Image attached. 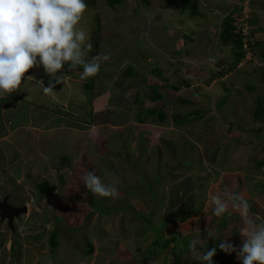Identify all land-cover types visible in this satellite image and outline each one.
<instances>
[{"label": "rangeland", "instance_id": "374dc122", "mask_svg": "<svg viewBox=\"0 0 264 264\" xmlns=\"http://www.w3.org/2000/svg\"><path fill=\"white\" fill-rule=\"evenodd\" d=\"M253 3L257 4L253 5ZM96 11L99 20L101 19L105 42L117 44L112 47H103L101 54L112 51V53H109L110 56L126 60V64L120 66L112 62L110 66H105L101 63L97 81L98 85L103 86V89H99L100 96L96 100L93 98V91L85 90V84L83 83L85 80L80 79L81 72L73 73L72 70L69 72L63 68L62 72L66 75L65 82L55 86V95H48L53 98L47 96L48 101L52 100L54 102L52 109L55 107L56 110V105L59 106V109H63L64 104L68 105L67 108L64 106V112L75 120L74 124L78 123L80 122L79 118L77 120L74 116L91 114V108L99 107L96 103L101 102L105 105L114 103L113 99L109 97L113 92L107 94L109 91H105V85L111 84L112 88L128 78L130 79L128 84H130L133 79V81L142 79L143 73L148 83L159 87V92L167 97V103L164 100L152 101L149 98L150 93L146 89L142 91V95L140 94L139 97V100L143 102L142 108L141 103L136 104V97L134 96L140 91L141 86L131 91V93L122 94V99L126 101L125 105L128 104L129 108L132 105L129 112L132 124L122 130L121 128L116 130L117 132L113 133V136L116 137L113 143L118 147L117 150H120L122 146L120 139L123 140L127 132V137L130 136V139H127L128 142H124V144L126 147H130L131 154L140 150L138 147L142 145L140 139L143 138L150 140L145 153L151 155L154 151H158L160 154L156 153L152 157L159 159L160 157L164 158L167 153L180 152V149L184 147H180V145H184V142L188 141L189 145H193L196 152L201 155L197 154L194 149L195 154L192 153L194 160L199 162L202 157V171L193 169L185 172L186 170H183L182 166L176 165L173 157H170L165 159L168 163L163 166L164 172L169 174L174 184L182 179V174L186 173L198 184L207 185L205 194L199 193V190L196 196V204L201 207L202 211L187 220L179 218L175 225L171 223L165 230L163 229L164 235L168 239L172 238L173 232L182 234L184 237H179L177 233L175 235L177 242L181 244H172L170 249H157L156 258L150 264H202V262L193 259L188 248L190 240L200 238L207 241L209 249H216L213 264H242L237 256L234 257L235 252L229 255L219 248V244L223 239L230 237L229 243L239 249L241 245L236 241V238H238L242 243L239 230H237L235 238V236L231 237L226 234L228 231L231 232L230 229L227 231L222 227L224 229L221 231V228H219L213 235L215 239L208 237L207 230L211 231L212 227H217L216 222L211 221L214 217L210 203L212 194L223 195V189L227 186L230 191L238 193L240 191V194L248 199L249 194H252V190L256 189L257 183L264 182V175L258 176L264 170V168L258 167L260 161L264 160V116L261 120H257L255 117V111L259 105L258 99L262 101L264 108V0H128L117 10H111L110 7L99 2ZM94 15L93 11L87 10L83 21V26L90 36L91 31L96 28L97 24ZM228 17H234L233 25L243 32L245 36L244 43L246 44L244 48L245 56L232 71L229 69L232 64L231 61L236 58V55L231 46L224 47L219 41L221 29L225 26L224 21ZM252 20L253 22H250ZM249 40L252 43H258L259 46L251 47ZM135 44H141L142 48L138 46L134 50ZM104 67L120 69L121 73L118 76H113V79H116L115 82L106 83L109 82L106 80L99 83L107 78L102 73ZM30 72V75L35 79L34 81L28 80V84H37V82L43 81L45 87L49 86V77L45 74L43 67L34 68ZM38 75L43 76V78L38 79ZM28 84L26 81L23 82L20 96H22L24 102L37 104L40 95H38V92L31 93L29 90L27 91L25 87ZM64 84L66 90L59 95L60 90L57 89H60V86ZM40 92H43L41 88ZM60 103H63V105ZM155 106L167 115V120L161 122L152 116H147L144 123H138V115L141 111ZM116 107L120 109L119 106ZM82 108L84 109L82 110ZM107 112L108 110L105 109L101 113L107 114ZM197 112H200V116L195 115L189 118L187 122L179 124V120ZM22 113L27 115V112L23 109ZM81 115L80 119H82ZM116 117L117 115L114 116V121L118 120ZM82 120L88 121V118ZM87 124L84 123V125ZM92 130V138L93 141H97L99 155H105L107 153L104 144L105 136L99 127H94ZM120 134H122L121 138ZM129 143L131 144L129 145ZM82 160L84 161L81 162V165L79 167L77 165L78 169H88V166H85L87 164L90 166V162L86 158ZM152 160H148L139 171L153 175L155 172L153 162L155 160L153 162ZM90 169L99 173V167L96 164L90 166ZM217 172H220V174L218 175ZM105 173L106 175L111 173L117 177V173L112 171L107 173L106 169ZM125 173L127 177L119 178V186H123L127 181L126 179H136V174L132 173L131 169L130 172ZM247 173L251 174L247 175ZM243 174L246 176L245 178ZM82 175L83 171L80 174L70 175L66 179L69 185L67 187L69 193L63 195V198L60 192L56 195L51 194L53 196L50 201L53 204L47 205L53 208L50 212L47 209L45 210L46 215H48L45 217L46 220H52L53 223L52 216H55L56 211L64 213L65 216L72 213L74 215L75 212L78 219L90 215V218L84 219L85 223L91 221L89 224L92 225V220L97 218L98 222L95 225L102 223L110 237L119 233L120 225L125 224L127 239L124 241L123 245L125 246L123 248L134 249V246H138L141 249L147 247L153 234L150 232L148 234L149 238L145 240L142 237L144 227L133 229L135 224L138 223L133 222L135 219H132L131 214L128 212L131 207L134 211H139L135 199L127 201L125 197L128 194L120 190L115 199L104 198L100 201L102 198L88 193L83 184ZM249 176L252 177L251 183L245 182ZM108 179L109 176L105 182ZM35 185L36 183L31 185L30 190L27 191L28 193L17 194L14 203L29 205L32 208L29 219H34L33 215L37 217L36 231L39 227H42V230H38V232L48 231V234L51 235L54 225H50L49 229H47V226H38L42 223L41 218L44 214L42 215L40 212L36 214L34 211L41 208L40 203H42L44 197L40 196L37 190L38 186ZM165 188L168 191L167 184ZM165 190L161 188L157 191V197L164 196ZM259 192L262 196V192ZM70 197L77 198L80 201V208L74 210V212L70 210L67 212L68 214H65L60 205H63V207H65L64 203L72 205L69 200ZM40 198L42 199L40 200ZM60 200L61 202H59ZM167 200L165 199L163 202L165 207H168L170 202ZM257 201L259 206L262 207V211H264V198ZM88 203L93 206L94 210L87 205ZM114 205L124 209L123 212H120L119 215L102 216L95 211L96 207ZM170 213H172V210L166 208V211L161 212L160 216L169 218ZM231 213L233 215L226 214L220 217V221L230 222V219L235 222L239 221L241 227L242 222L238 213L235 211H231ZM254 218L257 222L264 221L256 216ZM158 222L156 220L154 225L158 226ZM20 224L22 225V227L20 225L21 232L17 235L22 231L30 233V231L34 232L35 230L32 223L31 227L23 221ZM225 224L227 225V222ZM208 226L209 228H207ZM204 237L207 238L204 239ZM115 239H118V241L114 244V248L122 244L120 238ZM29 244L35 247L34 243ZM45 245L50 250L52 249L50 242L45 243ZM173 248L176 254L180 253L178 261L174 260ZM199 250L204 251L203 248ZM182 251L187 253H183L184 256H181ZM38 252L35 250L33 252V263L38 262L40 259L35 257L36 253L39 255ZM21 258L26 259L25 256ZM21 258L18 260V264L23 261ZM27 259L30 263V257L27 256ZM14 262L11 260L10 264H14Z\"/></svg>", "mask_w": 264, "mask_h": 264}, {"label": "crops", "instance_id": "0c3cea01", "mask_svg": "<svg viewBox=\"0 0 264 264\" xmlns=\"http://www.w3.org/2000/svg\"><path fill=\"white\" fill-rule=\"evenodd\" d=\"M102 34V48L117 45L115 43H106L104 39L105 35L103 32ZM138 46L142 48L141 44H135L134 50H136ZM109 53H112V51H106L105 54L110 56ZM125 61L126 60L110 56L109 61L101 63L102 65L104 64L105 66H110L113 62L123 66L126 64ZM119 70L120 69H113L112 67H104L102 73L109 79L106 78L105 80H101L102 82L99 83H103L106 80L109 81L106 83L115 82L116 79H113V76H118V74L121 73ZM72 72L80 73V71L77 70H72ZM30 73V71L26 73V76H31ZM41 78H43V76L38 75V79ZM133 80H131L133 83L129 84L130 88L126 89L125 87H128L130 79L128 78L126 81L122 80L121 82L123 83L124 88L121 89V91L123 94L128 92L131 93V91L141 86L140 91L134 96L136 97L139 94L142 95V91L145 90L146 85L143 82L137 83L140 79L138 81ZM26 82L28 84V81ZM83 83L85 84L86 82L84 81ZM31 84L32 83H29L25 88L31 93L38 92V95L40 96L37 104L23 101L22 96H20V91L23 88V82L20 91L5 96L4 98H0V201H2L7 195H11V199L9 201L11 202L12 200L11 203L16 207H22L24 205L14 203L16 195H22V192L28 193L27 191L30 190L32 184L36 183L35 186H38V184L44 182L45 180H49L51 185L55 187V191L53 193L56 195L60 192V195H62L63 198V195L69 193L67 190L69 185L66 179L75 173L80 174L81 171H83V175L86 171H92L90 166L92 167L95 164L99 167V173H96L97 171H95V173L97 175L99 174L103 180L108 178V175L105 173V169L107 173L109 171L117 173L118 179L127 177L125 172L128 173L130 169L124 166L122 156L116 154L118 147L113 143L116 139V137H113V133L117 132L116 130L120 128L122 130L131 126L132 120H126L128 119L127 116L129 115L132 105H130L129 108V105H125L126 101L121 97V100L116 103H109L106 105L101 102L96 103L99 105L100 110L97 109L98 107L91 108L94 114L101 113L105 109L109 111L117 110L119 113L121 112L120 114L123 119L120 124L115 123L114 126L112 125L113 122L103 126L84 125V123H88L90 120L88 116L84 114L74 116L77 120L79 118L81 122L74 124L75 120L71 119L66 115L67 113L64 112V106L67 108L68 105L64 104L62 107L63 109H59V106L56 105V110L55 107L52 109V104H54V102H52V100L48 101V98L53 97L45 95L43 92L41 93V87L39 85L32 84L35 86L33 87ZM95 87V91H97V89L99 91V89H102L103 86L98 85L97 81ZM57 90H60L59 95L63 94V91L66 90L65 84L61 85L60 89ZM98 96V94L93 95L95 100L99 98ZM60 104L63 105V103ZM116 106H119L120 109H117ZM22 109L27 112V115L22 113ZM80 115L82 119L87 117L88 121L80 119ZM94 127H99L101 129L100 131L106 138L104 144L107 153H105V155H99L97 141H93L92 128ZM121 137L122 134H120V138ZM127 139L128 137L126 132L125 138L123 140L120 139V144L123 145L124 142H128ZM149 142L150 140H148V143ZM130 144L131 143H129V145ZM84 158L90 162V166L87 164L85 167L88 166V169L80 170L78 167L81 165V162L84 161L82 160ZM217 174L219 175L220 172H217ZM263 175L264 170L263 173H260L258 176L261 177ZM243 177L245 178L246 176L244 175ZM245 182L251 183L249 179ZM87 191L89 194L91 193V191ZM118 193H120V190H118ZM262 194L263 195L261 196L257 189L252 190V194H249V198L246 200L251 205L252 210L250 209V214L252 217L254 218L256 216L264 220V211H262L263 209H261L262 207L259 206L257 201L264 198V190L262 191ZM52 196L46 197L42 203H40L41 208L34 211V213L37 214L40 212L42 215L44 214V216L41 215L43 217L41 218L42 223L39 221L40 224L38 226H47V229H49L50 225H54L52 234L55 230H57V247H51L52 249L50 250L49 247L45 245V243L50 242L52 234L49 235L48 231L42 233L38 232V230H42V227H39L36 231L37 217L36 215H33L34 219H29L32 208L25 204L28 207V213L21 215L18 219H16L14 223V231L10 229L7 221H2L0 219V264H10L11 260L15 261L14 264H18V260L23 256H25L26 259L21 258L23 261L19 264H150V262L156 258L157 251L154 250L152 252L150 244H147V247H145V245V248L141 249L138 246H134V249L123 248L125 246L123 245L124 241L127 239V231L124 227L125 224L120 225L118 230L120 235L119 233H116V235H112L110 237V234L108 235L106 232L107 229L103 227L102 223L95 225V223L98 222L97 218L92 220V225L89 224L91 221L89 223L88 221L86 223L84 221L87 217L90 218V215L85 218L79 217L78 219L74 212V210L80 208V201L77 198L75 199L74 197H70L69 200L72 202V205H66V203H64L65 207L60 205V208L65 211V214L72 210L74 215L72 213L65 216L64 213L56 211L55 216H52L53 223L52 220L47 221L45 217L48 215H46L45 210L47 209L48 212L52 210L53 207L48 206L49 204H53L50 201ZM168 200L170 201V195L168 196ZM59 202H61V200ZM87 205L93 209L91 204L88 203ZM136 205L138 208L140 207L138 204ZM93 215L95 214L93 213ZM228 215L231 216L233 213ZM97 216L99 217V215ZM49 218L51 219V217ZM212 220H214L217 224V227L211 228L213 235L216 233L217 229L221 228L222 231L225 228L227 231L230 229L231 232L228 231L226 233L225 230L224 232L233 237L236 235L237 230L240 229L239 221L235 222L230 219V222L226 220L222 222L220 221V218L215 216L211 219V221ZM21 221L29 224L30 227L32 223L35 229L34 232L30 231V233H28V231H22V233L17 235L21 232ZM226 222L227 225L225 224ZM207 228H209V226ZM115 238H120L122 243L120 246L114 248L115 253L113 252L114 254L111 255L106 253L102 254L103 251H106V248L102 251L101 246L109 241L114 242V244L117 243L118 239ZM205 238L207 237H204V239ZM236 241L241 245L238 238H236ZM29 243H34L35 247ZM34 250L39 251V255L36 253L35 257L40 258L38 262L35 261V263L32 261ZM183 253L184 252L182 251L181 256H184L187 252ZM27 256L30 257V263ZM174 256V260L178 261L177 255L174 254ZM234 257H236V254H234ZM121 259H123L124 262Z\"/></svg>", "mask_w": 264, "mask_h": 264}, {"label": "clouds", "instance_id": "9594fccd", "mask_svg": "<svg viewBox=\"0 0 264 264\" xmlns=\"http://www.w3.org/2000/svg\"><path fill=\"white\" fill-rule=\"evenodd\" d=\"M86 10L84 0H0V98L20 91L22 82L34 81L33 76H26L34 68L43 67L49 77L48 87L37 82L45 95H55V86L65 82V64L71 70L82 67V80L99 73L101 62L110 56L88 59L92 45L83 26ZM108 176L105 182L95 171H86L83 184L94 196L115 199L119 179L111 173ZM210 203L215 217L235 211L242 222L240 248L229 243V237L219 244L220 250L229 255L235 252L242 264H264V222L252 217L249 202L226 186L223 195H211ZM207 235L215 239L212 231L207 230ZM188 248L193 259L213 264L216 249H209L206 240L192 239Z\"/></svg>", "mask_w": 264, "mask_h": 264}, {"label": "trees", "instance_id": "16d2710c", "mask_svg": "<svg viewBox=\"0 0 264 264\" xmlns=\"http://www.w3.org/2000/svg\"><path fill=\"white\" fill-rule=\"evenodd\" d=\"M128 0H84V2L87 5V10L88 11H93L95 13V21L97 22L96 28L91 31V45L92 49L88 54V59H91L92 57L101 54V49H102V42H103V34H102V23L101 19L99 20L98 13L96 11L97 5L99 2L104 3L106 6L110 7L111 10H117L118 7L122 6L125 4ZM148 1V0H146ZM189 4V3H188ZM257 3H253V5H256ZM254 7V6H253ZM86 10V11H87ZM196 13V12H194ZM193 15V13H192ZM235 21L234 17H228L224 21V27L221 29L220 32V37L219 41L224 47H229L231 46L233 49V52L236 55V58L231 61L230 65V71L234 69L238 64L241 62L243 57L245 56L244 54V48H245V43L244 39L245 36L243 32L239 29L236 28L235 25H233V22ZM250 22H253L250 21ZM249 45L251 47L259 46L258 43H252L250 40L248 41ZM65 70L70 71L68 65L65 64ZM77 71H80L81 73L83 72L82 67H78L75 69ZM264 75V73H263ZM96 77L88 78V79H83L85 80V85L84 88L86 91H93L94 94H98L100 92L95 91L96 90ZM144 83L146 85L145 90L147 89L150 93L149 98H151L152 101L158 102L164 100L165 103H167L166 99L167 97L164 94H161L159 92V87L158 86H153L152 84L147 82V79L145 75L142 73V79L138 81L137 83ZM131 82L130 84H132ZM123 83H118L114 87L111 88V84H107L104 86L105 91H109L110 94L111 91L113 92L110 94L111 97L110 99H113V102H119L121 100L123 92L121 89H123ZM130 88L129 84L128 87ZM103 89V87H102ZM125 91V90H124ZM117 93V94H116ZM116 94V95H113ZM100 96V95H99ZM140 94L136 96L135 101L136 104H140L141 107L143 108V102H141L139 99ZM94 98V97H93ZM258 107L255 111V117L257 120H261L264 116V108L262 101L258 99ZM84 108H82L83 110ZM99 109V107L97 108ZM100 110V109H99ZM200 112L195 113L194 115H189L184 119L179 120V124H183L189 120V118L197 115L200 116ZM112 115V116H111ZM117 115V119L113 121L112 117ZM88 118L90 119L88 121V124L90 126H103V125H108L111 124L110 122H113L112 125L114 126L115 123H120L122 118V115L119 113V111L114 110V111H109L106 113H93V110L91 109V114L87 115ZM147 116H152L155 119L165 122L167 120V115L163 113V111L158 108V107H153L148 110H142L141 113L138 115V123H144ZM114 118V117H113ZM127 120H130L129 115L127 116ZM124 121V122H126ZM123 123V122H122ZM121 123V124H122ZM132 131V130H130ZM115 138V136H113ZM130 139V136L128 137V140ZM139 149L136 151L137 153H130V147H126V145L123 143L121 146L120 150H117V155L122 156L123 158V164L124 166L128 167L131 169L132 173L136 174V179L135 180H130L126 179V183H124L123 186H119L118 190H123L126 194H128L126 200L131 201V199H135L140 207L137 208L139 211H134L133 208H129L128 212L131 214L132 219L135 224L133 229H138L139 227H144V230L142 232V237L144 239H148L149 236L148 234L151 232L153 234L152 240L150 239V245L152 248V252L157 249H170L172 244H181L177 242V238L175 237L177 232H173V236L171 239H168L164 235V230L167 228L171 223L175 225L177 223V219L181 218L182 220H186L188 218H191L194 215H197L199 212H201V207L196 204V196L198 191L200 190L199 193H204L207 188L206 184L200 183L198 184L197 182L194 181V179L190 176H188L186 173L181 175V180L177 181V183L174 184L172 183L169 174L164 172V164L168 163L165 161V159H169L170 157H173L175 160L176 165H180L183 167V170H186L185 172H188L190 170H197V171H202V166H203V160L201 157V160L199 162L194 160V156H192V153L195 154L196 149L192 146L189 145L188 141L184 142L183 148L180 149V152H173V154L167 153L164 158H159L155 159L153 158L152 155L158 153V151H154L151 155H147L145 152L147 151L148 147V140L141 139L140 140ZM187 146V147H186ZM195 149V152L193 150ZM199 154L198 152H196ZM200 155V154H199ZM198 155V156H199ZM156 156V155H155ZM201 156V155H200ZM191 157V158H189ZM155 162H153V160ZM148 160H152L153 166L155 169V172L153 175H149L145 172L139 171V169L143 168V165L148 162ZM261 163L258 164L259 168L264 167V160L260 161ZM198 163V164H197ZM138 167V168H137ZM130 172V171H129ZM251 173H247V175H250ZM251 181L252 177L249 176L247 178ZM167 181V182H165ZM166 184L168 185V191H166L165 186ZM162 188V190H165L166 192L164 193V196L162 197H157L156 192L159 191ZM256 189L258 191H263L264 190V182H258L256 185ZM38 193H40L41 197H44V199L48 196H51V194L55 191V187L51 185V182L49 180H45L44 182L38 184ZM238 193V192H236ZM170 195V202L168 203V207H165L164 205V200H167V196ZM42 198H40L41 200ZM104 200V198L102 199ZM100 200V201H102ZM128 206V205H127ZM167 210H172V213H170V217L168 218H162L161 212H164ZM119 206H100L96 207L95 211L99 212L103 216H112V215H119L120 212H123ZM158 220V226H155L154 223ZM164 229V230H163ZM163 230V231H162ZM136 231V230H135ZM155 233H154V232ZM135 233V232H134ZM179 237H184L182 234L177 233ZM148 236V237H147ZM186 238V237H185ZM57 232L55 231L50 240V245L52 248L57 247ZM106 248V251H103V249ZM101 250L103 251L102 254H114V242H107L103 246H101ZM173 253L179 257L180 253L176 254V251L173 249Z\"/></svg>", "mask_w": 264, "mask_h": 264}, {"label": "water", "instance_id": "95a60500", "mask_svg": "<svg viewBox=\"0 0 264 264\" xmlns=\"http://www.w3.org/2000/svg\"><path fill=\"white\" fill-rule=\"evenodd\" d=\"M11 195H7L2 201H0V219L7 221L8 226L14 231V223L21 215L28 213V207L26 205L22 207L14 206L9 200Z\"/></svg>", "mask_w": 264, "mask_h": 264}]
</instances>
